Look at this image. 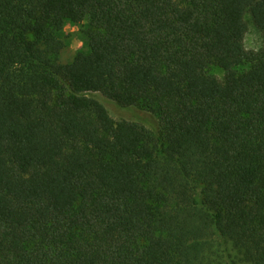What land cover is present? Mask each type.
Returning <instances> with one entry per match:
<instances>
[{
	"label": "trees",
	"instance_id": "trees-1",
	"mask_svg": "<svg viewBox=\"0 0 264 264\" xmlns=\"http://www.w3.org/2000/svg\"><path fill=\"white\" fill-rule=\"evenodd\" d=\"M247 16L264 37V0H0V264H264ZM85 20L61 64L57 34Z\"/></svg>",
	"mask_w": 264,
	"mask_h": 264
},
{
	"label": "rangeland",
	"instance_id": "rangeland-1",
	"mask_svg": "<svg viewBox=\"0 0 264 264\" xmlns=\"http://www.w3.org/2000/svg\"><path fill=\"white\" fill-rule=\"evenodd\" d=\"M248 23V33L245 39V45L248 50L258 51L264 46V37L255 28L251 17H246ZM89 21L85 20L81 24L66 23L63 29L57 34L63 42L64 49L60 56L61 64H70L78 53L87 51L89 47ZM211 74L222 81L224 72L218 68H213ZM88 96L103 104L111 117L116 122H130L145 126L153 134L157 135L159 130V119L156 115L148 112L141 106H132L122 108L117 103L103 96L101 93H90Z\"/></svg>",
	"mask_w": 264,
	"mask_h": 264
}]
</instances>
